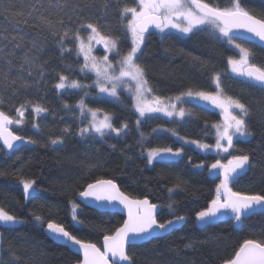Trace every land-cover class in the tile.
Masks as SVG:
<instances>
[{
	"label": "trees",
	"instance_id": "trees-1",
	"mask_svg": "<svg viewBox=\"0 0 264 264\" xmlns=\"http://www.w3.org/2000/svg\"><path fill=\"white\" fill-rule=\"evenodd\" d=\"M210 2L220 7L230 4V0ZM244 3L255 13L264 12V0H244ZM137 4V0H0V48L4 50L0 53V99L3 100L0 110L15 120L19 118L16 109L23 105L24 122L14 126L13 131L36 141L32 147H24L10 156L0 146V172L4 173L0 175V207L25 221L14 228L0 227L5 242L0 259L4 264L80 262L81 258L53 239L46 223L37 222L33 214L62 224L78 239L102 248L104 235H111L122 226L124 217L99 212L77 199L89 183L100 179L114 180L128 196L147 198L158 205L160 222L173 219L176 214L186 218L181 228L167 236L129 247L135 264H224L245 239L264 240V214L243 218L242 223L230 215L209 225H202L196 219L199 211L210 206L222 179V175H210L208 171L218 160V154L184 146L179 137L215 145L213 126L221 122L216 110L186 102L189 116L185 119L148 115L137 126L139 116L129 93L122 91L118 98L99 95L96 88L90 87L93 75L81 71L84 60L78 54L75 32L79 29V36L84 38L91 30L80 28V24H96L102 34L118 39L121 50H127L131 41L126 20L120 18L119 10ZM28 11L32 12L31 17L26 16ZM18 12H24L25 16L17 15ZM40 17L52 20L54 29L40 24ZM25 18L27 24L21 22ZM60 19L65 22L63 26L56 23ZM64 29H70L69 35L61 40ZM20 36L23 41L19 40ZM13 37L17 39L14 41ZM236 41L253 53L250 63L264 67L263 48ZM15 43L21 47L15 48ZM237 56V50L225 39L207 29L187 36L151 31L146 34L139 62L146 69L153 95L162 100L184 96L188 91L215 93L213 77L220 75L222 95L238 99L250 109L245 120L253 133L247 139L233 142L232 155H249L251 166L230 187L246 194H264V90L251 85L243 76L230 74L228 60ZM25 58L30 63H25ZM9 59L11 68L6 63ZM61 75L86 87L57 89L55 85ZM81 101L87 108L110 114L115 127L127 123L128 129L121 136L93 133L81 136L80 129L87 123L77 107ZM65 104L69 107L65 108ZM35 105L47 111L37 117L33 111ZM34 123L39 124V129L33 127ZM57 137L64 142L54 146L51 140ZM165 147L174 151L183 148V152L171 163L154 161L149 166L145 151ZM197 164H204V168L194 167ZM22 179L35 180L34 187L38 189L27 202ZM73 201L80 204L77 218L84 221L82 225L72 219ZM169 204L173 205L172 209L168 208ZM189 243L193 247H185Z\"/></svg>",
	"mask_w": 264,
	"mask_h": 264
},
{
	"label": "snow or ice",
	"instance_id": "snow-or-ice-1",
	"mask_svg": "<svg viewBox=\"0 0 264 264\" xmlns=\"http://www.w3.org/2000/svg\"><path fill=\"white\" fill-rule=\"evenodd\" d=\"M104 7L107 8L108 5L105 4ZM5 11H9V9L5 8ZM119 11L120 18L126 20L125 26L131 40V47L127 50H121L118 46L117 38L102 34L94 23H81L80 28L91 30V34L88 37L90 43L95 41L103 44L107 51H115L119 57L118 64L115 66L109 61L108 56H104L102 62L97 63L96 58L90 56L91 47L85 45L83 39L79 36V29H77L75 38L79 41V50L85 57V64L81 71L84 68H90V70L94 71L97 76L96 84L99 86L100 92L107 93L112 97L118 98L117 87L119 84L128 83L130 85L128 91L134 93V107L140 117H144L149 113L160 112L169 117L178 115L183 118L185 116L184 109H180L178 112L175 111V105L166 104L159 96L152 95L151 99H149L152 94V88L146 78V69L139 62L143 56V46L145 45V38L149 28H156L160 32H165L167 29H175L182 34H195L206 28H211L213 32L219 33L221 37L225 38L227 43L234 44L235 48L239 50V60L232 58L228 60L232 71L246 77L249 81L255 82L257 86L264 89V67L250 63V57L253 55L251 50L235 43L237 39H245L264 47V12L255 13L245 6L244 0H230L229 6L226 7H220L218 4L210 2V0H138L137 7L125 6ZM16 14L25 16L24 12ZM129 14H131L130 18H128ZM26 16L31 17L32 12L28 11ZM39 21L40 24L49 30L55 27L53 21L47 17H40ZM21 22L27 24L28 20L25 18ZM56 23L63 26L65 22L60 19ZM69 31L70 29L63 30L61 40L69 35ZM53 34L56 35L57 33L53 31ZM12 39L15 41L17 37ZM19 40L23 41V37L20 36ZM32 46L33 48L37 47L35 41L32 42ZM14 47L18 49L21 44L15 43ZM3 51L0 48V53ZM12 54L9 53L8 55ZM89 61H91L90 64ZM6 63L11 68L12 61L9 59ZM25 63H30V61L25 58ZM5 78L7 79V73H5ZM213 79L219 90L215 94L204 91L194 94L192 91H188L186 95L189 97L195 95L199 99L209 101L223 110L225 117L223 125H214L217 135L216 143L213 146L200 143L199 141L187 142L196 144L197 147L205 151L214 147L217 152H228L233 147L234 136L247 137L253 135L245 120L250 115V109L238 99L232 97L222 98L223 89L220 88V75L216 74ZM102 81H107L111 87L105 86ZM12 83L15 84L16 81L13 80ZM55 87L57 89H66L86 86L75 80L69 82L67 76L61 75L59 83ZM176 99H180V97ZM2 103L3 100L0 99V104ZM68 107L69 105L65 104V108ZM77 107L81 109V115H84L86 105L83 101ZM232 109H238L240 115L233 114ZM86 110L91 114L92 121L89 127L80 129L81 136L90 130L100 136H105L111 132L120 135L129 127L127 123H123L120 127H115L107 114H105L103 120L98 121L96 116L99 110L90 108ZM16 111L19 118L13 120L4 111L0 110V140L3 141L4 148L13 153L21 150L27 144L36 143L35 140L26 139L10 130L9 126L13 123L21 125L24 122V106L21 105V108L16 109ZM33 111L39 117L47 109L40 105H35L33 106ZM135 123L139 126L141 120L137 119ZM33 127L39 129L40 126L34 123ZM65 131H68V129H65ZM173 134L175 135V133ZM141 136H143V133H141ZM179 139L184 140V137H179ZM222 141L226 142V146ZM63 142L60 137L51 140V144L54 146L62 145ZM182 152L183 148L175 151L171 147L152 148L147 152V163L152 164L154 160L161 163H171L176 158H179ZM19 158L17 156V159ZM250 166V157L247 154L233 155L227 164L217 160L210 165L208 168L209 174L222 175V179L215 188V198L211 200L210 206L196 214V219L202 225H209L218 218L219 214H231L235 221L241 223L242 218L264 214V194H246L233 191L230 187L231 183ZM194 167L204 168V164H197ZM3 174V172H0V175ZM20 182L23 187L25 201L27 202L32 197V194L38 191L34 187L36 181L22 179ZM169 191H172V189H169ZM79 197L81 198V203L87 206H95L101 210L115 209L118 205H122L127 210L128 215V219L122 226L116 228L113 234L104 235V251L101 252L95 243L78 239L66 230L62 224L51 220L45 221L42 216L33 214L37 222L46 223L47 230L52 238L64 242L66 246L71 244L75 246V250L78 253H82V264H135L133 257L128 252L130 245L149 240L161 233H168L186 219L183 215L176 214L173 219H168L164 222L158 221L156 215L158 205L151 203L147 198H130L111 179H100L94 183H89L83 191L79 192ZM79 208L80 204L73 201L71 205L72 219L77 224L82 225L84 221L77 218V210ZM168 208L172 209L173 205L169 204ZM23 223L25 221L22 217L0 207V227L14 228ZM4 243L2 233H0V253L5 250ZM185 247L190 248L193 245L189 243ZM8 250L11 251L10 245ZM110 256L111 259H109ZM15 259L19 258L15 257ZM0 264H4L2 259H0ZM224 264H264V240L245 239L238 250L234 252L233 257L224 261Z\"/></svg>",
	"mask_w": 264,
	"mask_h": 264
},
{
	"label": "rangeland",
	"instance_id": "rangeland-1",
	"mask_svg": "<svg viewBox=\"0 0 264 264\" xmlns=\"http://www.w3.org/2000/svg\"><path fill=\"white\" fill-rule=\"evenodd\" d=\"M137 2H138V0H137ZM130 16H131V14H129V17H128V18H130ZM206 29H207L209 32H211L212 34H215V35L221 37V36L219 35V33H215V32H213V31L211 30V28H206ZM155 32H156L157 34H159V35H165V34H167V33H169V32L177 33V34H179V35H183V36H187V35H189V34H182V33H179V32H178L177 30H175V29H167V30H165V32H160L158 29H156ZM90 34H91V31L88 33V35H87L86 37L81 38V39H83V41H84V43H85L86 46H90V47H91L90 56H91V57H95L97 63H101L102 60H103V57H104V56H108L109 61H111L112 64H113L114 66L117 65V64H118L119 57L116 55V52H115V51H113V52H109V51H107V50L104 48L103 44L96 43L95 41H91V43H90L89 40H88V37H89ZM128 36H129V35H128ZM221 38H222V39H225V38H223V37H221ZM129 39H130V38H129ZM130 41H131V40H130ZM235 43L240 44L242 47H246V48H248V46H246L245 44H243V43H241V42L235 41ZM228 44H229V43H228ZM77 45H78V54L83 58V60H84V64H85V57H84L83 53L80 52V50H79V41H77ZM229 45H230L233 49L237 50V52H238V56H237V58H234V59H235V60H239V59H240V53H239V50L235 48L234 44H229ZM90 63H91V61H89V64H90ZM101 66H103V65L101 64ZM229 72H230V74L233 75V76H237V77H238V76H241V75H239L238 73L232 71V68H231V65H230V64H229ZM84 73H91V74L93 75L94 80H93V83L91 84L90 87L96 88V89H97V93H98L99 95H104V96H107V97H110V98H115V97L109 96L107 93H102V92H100V90H99V86L96 84L97 76H96V74H95L94 71L90 70V68H84ZM102 83H104L105 86H107V87H111V85H110L107 81H102ZM129 86H130V85H129L128 83H121V84H119V86L117 87V92H118V94H119L120 92H122V91L129 93V94L132 96V98H133V103H134V105H135L134 93L128 91ZM215 86H216V83H215ZM81 88H82V87H81ZM66 89H77V90H79L80 88H66ZM66 89H61V90H66ZM216 89H217V86H216ZM218 91H219V90L217 89L216 92H218ZM216 92H215V93H216ZM87 93H88V92H87ZM215 93H214V94H215ZM152 95H153V93L149 96V99H151V96H152ZM221 97H222V98H225V97L222 95V93H221ZM164 102H165L166 104H168V105H175V111H177V112H178L180 109H184V111H185V116H184L183 118L179 117L178 115H174V116L169 117V116H166V115H165L164 113H162V112H160V113H149V114H146L145 116H148V115H160V116H163V117L168 118V119H178V120H182V119H185V118H187V117L189 116V115H188V112L186 111L185 105H184V104L187 102V103H195V104H201V105H205V106H209V107H211L212 109L216 110V111L221 115V122L218 123V124L223 125V123H224V118H225V117H224V112H223V110H222L221 108L216 107L215 105L211 104L209 101L201 100V99H199L198 97H196L195 95H193L192 97H189V96H187V95L180 96V99H176V98L165 99ZM78 109H79V111H80V113H81V109H80L79 107H78ZM86 109H87V107H86ZM86 109H85V113H84V115H82V117L84 118V120L86 119V122H87L85 128L89 127V124H90V122L92 121V116H91L90 113L87 112ZM93 110H94V109H93ZM134 111L136 112L135 107H134ZM232 112H233V114H235V115H240L238 109H232ZM105 114H106V113H104V112H100V111H98V112H97L96 119H97L98 121H99V120H103L104 117H105ZM136 114L139 116V113H138V112H136ZM107 115L110 116V118H111V122L113 123V121H112V116H111L110 114H107ZM145 116H144V117H145ZM144 117H140V116H139V119H143ZM16 125H17V124L14 123V126H16ZM113 125H114V124H113ZM126 130H127V129H126ZM126 130H125L124 132H122L120 135H117L115 132H111V133H109V134L114 135V136H121L122 134H124V133L126 132ZM213 130H214V133H215V138H216V140H217L216 128H215L214 126H213ZM88 133L96 134L94 131H91V130H90ZM97 135H98V134H97ZM248 137H249V136H247V137H243V136H234V138H233V142H234L235 140H238V139H247ZM179 140H180V139H179ZM180 141L184 144V146L194 148L195 150H197V151H199V152H202V153H213V152H215L216 154H218V160H220V161H221L222 163H224V164H227L228 160H230V159L232 158V156H233V155H232L233 147L230 148L228 152H223V151H219V152H217V151L214 149V147H213V149H211V150L205 151V150H203V149L197 147L196 144L188 143V142H187V141H194V140L184 139V140H180ZM200 143H204V142H200ZM222 143H225V146H226V142L222 141ZM205 144H206V143H205ZM213 146H214V145H213ZM233 146H234V144H233ZM148 151H149V150H146V151H145V156H146V157H147V152H148ZM179 158H180V157H179ZM147 159H148V158H147ZM176 159H178V158H176ZM154 161H156V160H154ZM154 161H153V163H154ZM153 163H152V164H153ZM152 164H149V166H152ZM198 222H199V221H198ZM199 223H200V222H199Z\"/></svg>",
	"mask_w": 264,
	"mask_h": 264
},
{
	"label": "water",
	"instance_id": "water-1",
	"mask_svg": "<svg viewBox=\"0 0 264 264\" xmlns=\"http://www.w3.org/2000/svg\"><path fill=\"white\" fill-rule=\"evenodd\" d=\"M155 30H156V28H149L148 33L151 32V31H155ZM237 40H241V41H244V42H248V43H251V44H253V45H257V46L261 47L259 44L252 43L250 40H245V39H237ZM261 48L264 49V47H261ZM243 78H244L247 82H249L251 85H253V86H255V87L259 88V89H262L261 87L257 86V85L255 84V82L249 81V80H248L246 77H244V76H243ZM262 90H264V89H262ZM9 127H10V130H11L12 132H14V131H13L14 123H13L12 125H10ZM14 133H15V132H14ZM15 134H16V133H15ZM16 135H17V134H16ZM0 146L4 149V151H5L9 156L13 154V152H11L10 150H7V149L4 148V146H3V141H2V140H0ZM32 146H33V144H27L25 147H32ZM120 190H121V189H120ZM121 191H122V190H121ZM126 195H127V194H126ZM129 197H130V196H129ZM130 198H132V197H130ZM77 199H78V201L81 203V198L79 197V195L77 196ZM133 199H135V198H133ZM149 201H150V200H149ZM81 204L85 205L84 203H81ZM85 206H87V205H85ZM88 207L93 208V209H95V210H97V211H99V212H112V213H118V214H120V215H122V216L124 217V222L128 219L127 210H126L122 205H118L115 209H111V208H110V209H107V210H101V209H98V208L95 207V206H88ZM158 213H159V210L157 209V212H156V215H157V216H158ZM227 215H230V216H231V214H219V215H218V218L215 219V220H213V221L223 219V218H225ZM248 217H249V216H248ZM242 219H243V218H242ZM124 222H123V223H124ZM183 224H184V221H183L181 224H178L174 230H177V229L181 228ZM174 230H171V231L168 232V233H161V234L157 235L156 237L151 238V239H149V240H145V241L137 242L135 245H130L129 247H131V246H137V245H141V244L147 243V242H149V241H151L152 239H155V238H163V237L167 236L168 234L172 233ZM53 239H54V238H53ZM58 242H60V243H62V244L65 245V243L62 242V241H58ZM67 246H68V247H69V248H70L75 254H77V255L81 258L80 262L77 263V264H82V260H83L82 253H78V252L75 250V246H73V245H71V244H68ZM97 247H98V246H97ZM129 247H128V249H129ZM98 248H100V247H98ZM100 250H101V252L104 251L103 242H102V248H100ZM109 259H111V256L109 257Z\"/></svg>",
	"mask_w": 264,
	"mask_h": 264
}]
</instances>
